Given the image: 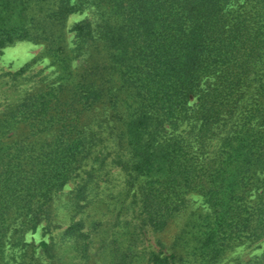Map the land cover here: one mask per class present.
<instances>
[{"label": "trees", "instance_id": "obj_1", "mask_svg": "<svg viewBox=\"0 0 264 264\" xmlns=\"http://www.w3.org/2000/svg\"><path fill=\"white\" fill-rule=\"evenodd\" d=\"M85 10L66 50L65 20ZM21 39L43 43L59 82L0 109V264H58L24 234L51 221L55 194L92 154V125L151 232L189 192L207 205L144 264H216L264 234V0H0V49ZM83 173L75 204L92 179ZM83 229L70 215L62 235L87 261ZM120 249L103 248V264H130Z\"/></svg>", "mask_w": 264, "mask_h": 264}, {"label": "rangeland", "instance_id": "obj_2", "mask_svg": "<svg viewBox=\"0 0 264 264\" xmlns=\"http://www.w3.org/2000/svg\"><path fill=\"white\" fill-rule=\"evenodd\" d=\"M85 16H89L86 10L67 16L63 27V44L66 50L73 46L71 27ZM58 82L59 67L51 54L45 51L43 43L21 39L0 49V109L25 92L46 86L53 87ZM90 127L91 132L99 139L92 141V154L84 160L78 174L62 191L55 194L52 219L48 225L43 221L34 231H26L25 242L32 243L34 252L40 241L48 242L58 264H103L109 257L107 253L103 260V248L104 251H111L113 248L117 247L118 250L123 247L120 249L121 255H126L125 261L130 260V264H144L149 251H160L161 254L171 252L170 243L181 222L190 214L200 216L207 213L204 199L195 192L185 194L182 212L163 231L151 232L141 222L137 205L129 202L130 197H123L124 176L115 162L116 148L109 137L104 139L105 130L100 131L94 125ZM84 170L91 172L92 179L86 185L82 198L75 204L71 200V193L79 186ZM70 215L73 220L83 221V230L89 235L90 258L87 261L80 258L62 235ZM263 251L264 234L252 241L243 239L240 243H234L216 264H248L251 258ZM38 255L41 257L40 252ZM113 255L121 260L118 251Z\"/></svg>", "mask_w": 264, "mask_h": 264}]
</instances>
